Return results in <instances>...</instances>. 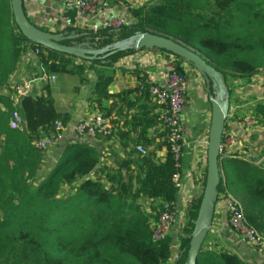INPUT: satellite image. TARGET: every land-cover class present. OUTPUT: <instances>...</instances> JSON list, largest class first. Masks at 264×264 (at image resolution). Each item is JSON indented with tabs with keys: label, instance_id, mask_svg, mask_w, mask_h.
<instances>
[{
	"label": "trees",
	"instance_id": "trees-1",
	"mask_svg": "<svg viewBox=\"0 0 264 264\" xmlns=\"http://www.w3.org/2000/svg\"><path fill=\"white\" fill-rule=\"evenodd\" d=\"M127 11L131 22L119 28L93 32L68 26L58 32H73L74 37L60 43L76 45L87 41L92 47L101 48L136 33L168 36L200 53L219 71L230 96L229 78L248 79L257 73L264 74V2L261 0H149ZM73 14L70 9V17ZM27 18L38 28L47 30ZM26 42L40 50L37 66L33 67L35 75L41 67L49 73L76 75L80 84L88 81L86 71L93 69L94 64L104 60L110 65L137 51L133 47H111L90 60L44 48L22 35L14 22L10 0H0V88L9 92L0 93L3 108H0V135H3L0 264H167L169 261L184 264L202 192L188 210L187 222L177 235V243L170 234L160 241L152 239L150 223L158 217L162 202L176 199L177 188L172 182L175 161L168 148L163 160H155L150 152L140 155L134 149L136 144L146 146L155 141L147 137V132L158 122L155 108L159 106L151 104L146 74L140 76L134 71L140 84L110 93L108 86L114 79L113 74L98 73L89 97L97 106L117 98L128 109L135 108L130 124L138 135L125 158L107 166L88 144L66 145L58 164L34 186L33 178L43 155L34 150L31 140L41 131L53 132L55 121L65 126L70 118L67 113L56 111L47 83L42 85L41 94H26L18 104L14 103L10 77L27 48ZM154 50L172 55L176 66L179 60L185 61L164 49ZM207 91L211 94L210 85ZM130 93L135 94L133 104L128 101ZM15 109L23 116V130L8 125L10 112ZM251 115L255 123L264 126V102H256ZM164 133L157 135L166 145ZM262 143L261 153L256 157L238 149L220 154L224 176L218 194L225 190L238 199L246 221L264 238V168L257 163L264 155V140ZM188 161L189 156H182L181 167ZM225 166L231 168L229 173H225ZM64 186L68 190L63 192ZM142 199L149 202V212L143 209ZM175 243L179 250L173 259ZM197 261L199 264H244L236 253L206 240L200 246Z\"/></svg>",
	"mask_w": 264,
	"mask_h": 264
},
{
	"label": "crops",
	"instance_id": "crops-1",
	"mask_svg": "<svg viewBox=\"0 0 264 264\" xmlns=\"http://www.w3.org/2000/svg\"><path fill=\"white\" fill-rule=\"evenodd\" d=\"M99 1L104 8L117 12H124L127 16H129L127 11L128 3H132L134 7H136L138 4H144L149 0ZM22 4L25 8L26 16L33 20L36 24L58 20L60 18L61 0H22ZM153 51L156 52L157 50H154L153 48L151 52ZM140 53H142L141 50H137L136 52L119 59L120 62L129 63V65H125L127 66L124 68L127 71L125 72L126 74L118 72L117 69H121L118 66H116V71L114 73H110L114 76L112 83L108 86V91L110 93H117L127 88L133 89L136 85H138L140 81L137 79V75L134 71H138L140 76L146 74L148 81L160 79L162 77V74L157 73V71H153L152 68L149 67L150 65L144 67L146 64L143 65L141 62L135 60L136 56L141 55ZM159 53L160 52L157 51L156 59L159 58L162 60L163 58L165 60L172 61V55L167 56L165 54V57ZM29 55L30 54L27 51H25L23 55H20L16 72L10 77V82L15 76H19V78H29L30 76L35 75L33 71L34 65L29 58ZM183 63L184 65L182 64L181 66L183 69L182 71L186 73L187 67L191 68L192 66L187 62ZM192 68V75L202 77L194 67ZM257 74L252 75L248 79L234 77L229 78L230 82L233 83V86H229L231 88V96L228 110L233 114V122H239L244 116L251 112V109L256 102H264V93L261 94L260 90H263L264 83L261 79H256L258 78L256 77ZM57 75L58 74H56L55 81L49 84L54 101V107L57 112L67 113L70 119L63 129L61 142L43 155L41 162H45L46 166L48 165L46 168L48 171L47 173H49L60 160L63 147L71 144L86 143L93 147L98 152L100 162L105 163L107 166H112L116 162H120L124 159L126 151L133 145V141L138 135L137 130L130 124V118L133 112H135V108L128 109L126 104L121 103L117 98L108 99L100 106L91 102L89 97L92 93L95 79L91 80L88 74V81L85 84H80L76 75L69 74H61L63 78L61 82H57ZM75 76L77 77V80L74 78ZM201 79L204 86H207L204 78L202 77ZM77 81L79 83L78 88H75L74 91H70L68 83L72 82L76 86ZM42 85L43 84H38L36 89L37 95L42 93ZM187 88L184 94L182 125L184 133L187 135V141L190 143L184 147L182 156H189V161L185 167H181V174L183 175L187 170L192 171L191 178L186 175L182 177V181L184 182L185 187L197 197L200 190L204 188L207 159L206 152L203 153L205 149L199 146L194 147L193 140L203 139L208 135L211 111L210 96L212 94L210 95L207 89L206 97H203L202 94L198 93L194 96V93H192V104V101H188L187 99V92L190 90H187ZM0 93L9 94V92L3 88H0ZM10 94L14 100L16 99L15 102L18 104L20 98L16 97L14 93ZM135 99L134 93H130L128 95L129 104H133ZM253 101L256 102L253 103ZM151 104L155 105L156 103L152 102ZM108 107L110 110H108ZM0 108H2L1 104ZM192 108L193 110H191ZM158 109L159 107H156L155 111L158 112ZM95 110H99L109 118L111 134L107 139H105V137H81L75 132L74 125L76 122ZM229 129L234 135V149H238L241 153L250 152L253 157H256L257 154L261 153L263 147L262 142L264 140V126L255 124L247 133L235 126L229 125ZM156 131L157 133L162 132L158 130ZM147 137L149 139L151 137L155 138V141L144 146L146 147L147 152L152 153L155 160H163L167 153V145L162 143V138H159L158 135L155 137L154 131H151V129H148ZM2 142L3 135H0V145ZM262 160H264V155L261 157V161ZM175 234H177L175 230L170 232V235H172L174 239H176ZM206 237V241L209 244L214 243L236 253L243 262H247L248 264H264V252H256V250L250 246L245 239L229 227L227 222L226 206L221 198H218L215 203L211 224ZM170 262L171 261L167 264H170Z\"/></svg>",
	"mask_w": 264,
	"mask_h": 264
},
{
	"label": "built area",
	"instance_id": "built-area-1",
	"mask_svg": "<svg viewBox=\"0 0 264 264\" xmlns=\"http://www.w3.org/2000/svg\"><path fill=\"white\" fill-rule=\"evenodd\" d=\"M128 8H133L132 3H128ZM70 9L74 11V17H70ZM72 18V20H70ZM131 22L129 16L124 12H117L111 9L104 8L99 0H61L60 18L48 22H42L38 25L43 26L47 31H65L68 26L88 28L93 32H97L105 28H119L122 25ZM26 50L29 52V58L34 66H37L38 55L40 50L32 48L26 42ZM141 50V49H140ZM152 49H142L141 55L136 56L135 60L141 62L144 67L152 68L153 71L161 73L160 79L147 80V90L152 102L159 106L158 122L151 128L154 131V136H157V131H164L165 142L168 150L175 161V171L172 174V182L177 188V197L172 202H162V208L157 218L150 223L151 237L154 241H160L170 234L172 231L180 232L185 226L188 218V210L192 202L196 199L184 185L182 177L188 175L191 178L190 170L181 174L180 159L183 155V149L189 145L187 135L184 133L182 125L184 94L187 88L185 73L178 70L175 60L168 61L162 58H151L149 51ZM145 53V54H144ZM165 56L164 53H159ZM168 56V55H167ZM166 57V56H165ZM124 58V57H122ZM120 58V59H122ZM155 61L157 65L155 66ZM129 65V63H125ZM148 67V68H149ZM40 72L37 75H32L29 78L13 77L10 88L16 97L21 98L23 95H37L38 84H50L55 81L56 74L49 73L40 67ZM263 78V79H262ZM264 83V74L262 76ZM140 84V83H139ZM14 100V98H13ZM16 99L14 103L17 104ZM233 114L228 110L225 120L224 129L222 132V140L220 153L227 154L234 149V135L229 129L230 126H235L247 133L255 125L254 118L248 114L239 122H233ZM232 120V121H231ZM68 123V122H67ZM8 125L12 129L23 130L24 119L18 110L10 112ZM66 126V125H65ZM60 121H55L53 132H40V135L31 140V145L35 151L44 155L50 149L57 146L62 140V132L65 127ZM76 134L81 137H107L111 134V125L109 118L99 110H95L82 118L74 125ZM194 147L199 146L203 149V153L207 150L208 135L203 139L193 140ZM134 149L140 155L147 153L146 147L142 144H136ZM221 198L226 206L227 222L229 227L239 234L245 241L252 246L256 252H264V238L260 236L256 230L248 224L244 216L241 203L238 199L226 193L225 190L219 192L217 198ZM218 200V199H217ZM216 200V201H217ZM178 244L173 248V258L178 252ZM244 264H248L244 262Z\"/></svg>",
	"mask_w": 264,
	"mask_h": 264
},
{
	"label": "water",
	"instance_id": "water-1",
	"mask_svg": "<svg viewBox=\"0 0 264 264\" xmlns=\"http://www.w3.org/2000/svg\"><path fill=\"white\" fill-rule=\"evenodd\" d=\"M10 7L14 22L22 35L28 41L43 46L44 48L72 55L77 58L91 60L105 54L108 49L113 47V45H107L101 48H94L87 41L80 42L76 45L62 44L60 42L63 39H71L74 37L73 32L63 34L61 32H50L38 28L27 18L23 10L22 0H10ZM114 47L124 49L133 47L136 50H140L141 48L164 49L191 64L212 89V95L210 96L211 111L208 128V145L206 150L205 184L197 210V216L189 235L187 260L184 263L199 264L197 261L198 251L208 233L218 196V186L224 176L221 166L223 156L220 155V146L229 109V91L224 83L222 74L210 65L200 53L168 36L150 32L136 33L129 38L117 42ZM177 69L181 70L180 67H177Z\"/></svg>",
	"mask_w": 264,
	"mask_h": 264
},
{
	"label": "rangeland",
	"instance_id": "rangeland-1",
	"mask_svg": "<svg viewBox=\"0 0 264 264\" xmlns=\"http://www.w3.org/2000/svg\"><path fill=\"white\" fill-rule=\"evenodd\" d=\"M262 2H264V0H261ZM23 5V4H22ZM24 7V6H23ZM24 9V11H25V8H23ZM26 13V12H25ZM117 42H113L111 45H113V47H114V45L116 44ZM153 52H155V51H153ZM153 52H150V55H148V56H150L151 58H153V59H155V56H156V54H157V51L155 52V53H153ZM145 54V53H144ZM78 63L79 62H81L80 60H76ZM176 62V61H175ZM183 62H185V61H178V65L179 66H182V64L184 65V63ZM85 65H87L86 63H84ZM155 66L157 65V63H156V61H155ZM126 64L125 63H122V62H120V60L118 59V60H116V61H114L112 64H110V65H106V61H104L103 60V62H101L100 64H94L93 65V69H91V70H87L86 71V73L88 74V76H89V78L91 79V80H94L95 78H96V76H97V74L98 73H103V74H110V73H114L115 71H116V66H118L119 68H121V69H117L118 70V72H120V73H124V74H126L125 72H127L124 68L125 67H127V66H125ZM192 68V67H191ZM190 67L188 68L187 67V72L185 73V77H186V82H188V88H187V90L188 89H190L187 93H188V95H187V99H188V101L190 100V101H192V104H193V98H192V93H194V96L196 95V93H198V94H202L203 95V97H206V89H208V85L206 86H204V83L202 82V77H198L197 75L196 76H194V75H192L193 74V71H192V69H191ZM194 70V69H193ZM262 76H263V74L262 73H258L257 74V76L256 77H258V78H256V79H261L262 78ZM24 77V76H23ZM62 78H63V76L61 75V73H58V75H57V82H61V80H62ZM74 78H76V80H77V77L75 76ZM263 79V78H262ZM261 79V80H262ZM69 84V90L70 91H74V89L75 88H78V81H77V85L75 86V84L74 83H72V82H69L68 83ZM228 84H229V86H233V83H231L230 82V79L228 80ZM206 87V88H205ZM261 90V94L262 93H264V86H263V90L262 89H260ZM212 91V90H211ZM211 94H212V92H211ZM210 94V95H211ZM14 95H16V93L14 92ZM257 97H258V95H257ZM254 102H256V101H253V103ZM191 103V102H190ZM189 103V104H190ZM187 108H188V105H187ZM189 109H190V107H189ZM191 110H193V108L191 109ZM248 114H250L251 115V112H249ZM247 114V115H248ZM252 116V115H251ZM255 120V119H254ZM255 124H257V123H255ZM60 161V160H59ZM58 161V162H59ZM258 161V163L259 164H261L262 166L261 167H263L264 168V160H262L261 161V159H259V160H257ZM58 164V163H57ZM226 164V162L224 163V165ZM48 166V165H47ZM47 166H46V163L45 162H41V166H40V168L37 170V172H36V175H35V178H33V185L35 186V185H39L40 184V182L45 178V176H47V170H46V168H47ZM225 173H229L230 172V170H231V168H229L228 166H225ZM221 185V184H220ZM68 190V188H67V186H64L63 187V192L64 191H67ZM203 191V188L200 190V192H199V194L198 195H200V193ZM142 207H143V209L144 210H146L147 212H149V210L151 209V206L149 205V202H147V200L146 199H142ZM177 235H178V232H177V234H175V236H176V239H175V242L177 243ZM207 238V237H206ZM206 238H205V240H206ZM204 240V241H205ZM175 243V244H176ZM175 244H174V247H175ZM174 254V253H173ZM174 256V255H173ZM174 259V258H173ZM170 264H171V262H170Z\"/></svg>",
	"mask_w": 264,
	"mask_h": 264
}]
</instances>
